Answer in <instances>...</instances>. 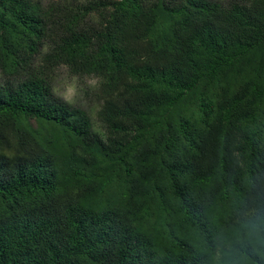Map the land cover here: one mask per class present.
Here are the masks:
<instances>
[{"label": "trees", "instance_id": "16d2710c", "mask_svg": "<svg viewBox=\"0 0 264 264\" xmlns=\"http://www.w3.org/2000/svg\"><path fill=\"white\" fill-rule=\"evenodd\" d=\"M0 264H264V0H0Z\"/></svg>", "mask_w": 264, "mask_h": 264}, {"label": "rangeland", "instance_id": "374dc122", "mask_svg": "<svg viewBox=\"0 0 264 264\" xmlns=\"http://www.w3.org/2000/svg\"><path fill=\"white\" fill-rule=\"evenodd\" d=\"M36 1L46 4L51 0ZM49 81L57 97L71 106L84 109L90 116L95 130H100L96 116L100 105L96 97L94 79H77L71 76L65 68L60 67L50 73Z\"/></svg>", "mask_w": 264, "mask_h": 264}]
</instances>
